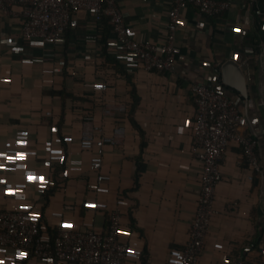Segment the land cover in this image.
<instances>
[{"label": "crops", "instance_id": "obj_1", "mask_svg": "<svg viewBox=\"0 0 264 264\" xmlns=\"http://www.w3.org/2000/svg\"><path fill=\"white\" fill-rule=\"evenodd\" d=\"M157 1L116 0L132 37L163 38L165 16L158 14ZM241 1L231 0V8L211 20L191 8L180 13L175 40L183 63L172 73L125 71L106 48L105 54L98 51L102 30L93 29L85 12L77 13L63 41L44 49L21 41L18 7L0 14V206L30 210L39 205L46 235L58 225L104 230L108 213L116 210L121 214L120 238L128 245L125 264H142L144 250V264H168L172 251L186 240L195 208L199 166L183 151L194 115L190 84L214 73L226 60L240 64L253 52L256 56L241 67L248 99L227 86L225 91L246 113L247 131L260 127L256 150L260 172L248 180L241 149L233 144L226 148L219 162L223 180L215 189L218 212L199 264H264L256 251L244 250L264 228V67L257 58L264 0H246L245 8ZM156 15L160 26L150 21ZM198 21L204 23L201 33L195 31ZM55 66L61 72L42 73ZM98 71L113 76L114 83L100 90L106 80ZM100 98L126 104L128 113L104 118ZM85 113L102 123L107 134L116 124L124 126L122 145L104 148L101 173L110 176L109 182L93 183L89 154L79 149ZM138 157L143 170L132 191ZM58 168L62 171L55 190L44 205L45 189L37 180ZM20 252L0 250V262L44 264L26 252L18 258Z\"/></svg>", "mask_w": 264, "mask_h": 264}, {"label": "built area", "instance_id": "obj_2", "mask_svg": "<svg viewBox=\"0 0 264 264\" xmlns=\"http://www.w3.org/2000/svg\"><path fill=\"white\" fill-rule=\"evenodd\" d=\"M231 5V0H158V14L165 16L163 38L160 41L132 37L126 26L127 16L116 0H0V14H8L11 8L18 7L21 41L32 48L41 49L63 41L79 12L89 16L96 32L104 29L107 19L111 25V35L105 48L122 63L125 71L139 68L148 73H172L178 64L183 63L175 40L180 13L191 8L199 17L211 20L225 14ZM240 6L247 7V1L242 0ZM260 16L261 39L257 45L260 50L257 58L264 67V12ZM150 21L154 26L161 24L158 15ZM203 29L204 23L198 21L195 31L201 33ZM97 49L101 51L102 46ZM255 56L252 52V56L243 59L239 64L240 69L247 67ZM220 66L214 73H206L190 84L194 115L186 133L189 145L183 151L190 154L199 166L195 208L186 240L180 248L172 251L168 264H199L208 228L218 212L215 189L223 180L219 162L226 148L233 144L241 149L250 174L248 180L260 172L256 151L260 127L247 131L248 117L240 109L238 99L225 91L226 86L220 78ZM61 69L55 66L43 69L42 73H58ZM98 75L106 80L105 84L100 85V90L114 83L113 76L103 71H98ZM98 102L101 114L106 119L128 113L124 103L102 98ZM45 115L49 116L50 113L46 112ZM82 123L79 149L89 154L88 170L93 183L109 182L110 176L101 173L104 148L122 145L124 126L116 124L107 134L103 124L96 122L89 113L82 116ZM52 180L53 174H50L37 182L45 189L53 186ZM41 216L39 205L30 210H8L0 206V250H8L12 254L23 251L44 264H125L128 245L120 238L121 214L118 211L108 213L104 230H73L58 225L52 235L40 233V226L44 230ZM244 250L247 253L256 251L264 259V234L256 243L249 242ZM14 264H21V261L17 260Z\"/></svg>", "mask_w": 264, "mask_h": 264}, {"label": "trees", "instance_id": "obj_3", "mask_svg": "<svg viewBox=\"0 0 264 264\" xmlns=\"http://www.w3.org/2000/svg\"><path fill=\"white\" fill-rule=\"evenodd\" d=\"M102 32V38H101V44H102V53H106L105 52V47H106V41H107V38L109 35H111V25L109 24V22L107 21V19L104 21V29L101 31ZM131 97L133 99V102L135 103L137 101V98L136 96L134 95V93L132 92L131 93ZM127 119H129L130 123L137 129H139V127L137 126V124L133 121V119L128 116ZM140 134H141V131L139 130ZM143 145L144 143L141 142L140 143V150L143 148ZM136 169H135V173H134V186L132 188V191L135 190L137 188V185H138V177L140 176L142 170H143V165L139 159V157L136 159ZM62 171V168H58L56 169L54 172H53V186L52 187H47L45 188L44 192H43V204L45 205L49 199V197L53 194L54 190H55V184H57V175ZM41 221L44 223V217L43 215L41 216ZM41 225V224H40ZM43 232V230L41 229V226H40V233ZM49 233V232H48ZM264 234V228H261L259 233H258V237H256L253 241L254 243L257 242L258 238ZM52 237V236H51ZM256 241V242H255ZM145 250L143 251L142 255L140 256V260H141V263L144 264L145 263Z\"/></svg>", "mask_w": 264, "mask_h": 264}, {"label": "water", "instance_id": "obj_4", "mask_svg": "<svg viewBox=\"0 0 264 264\" xmlns=\"http://www.w3.org/2000/svg\"><path fill=\"white\" fill-rule=\"evenodd\" d=\"M220 78L225 86L238 92L243 99H248L245 77L237 62L231 59L223 62L220 66Z\"/></svg>", "mask_w": 264, "mask_h": 264}, {"label": "snow or ice", "instance_id": "obj_5", "mask_svg": "<svg viewBox=\"0 0 264 264\" xmlns=\"http://www.w3.org/2000/svg\"><path fill=\"white\" fill-rule=\"evenodd\" d=\"M9 159H11V158H9ZM29 179H30V180L32 179L31 175H29ZM41 179H42V178H41ZM33 219H35V217H33ZM25 255H26L25 253L20 252V253H18V258H23ZM0 264H2V262H0Z\"/></svg>", "mask_w": 264, "mask_h": 264}]
</instances>
